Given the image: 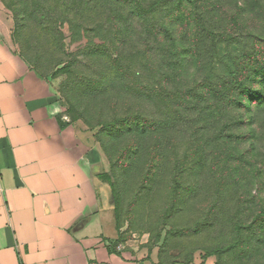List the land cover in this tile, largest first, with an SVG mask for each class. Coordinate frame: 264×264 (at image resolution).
Here are the masks:
<instances>
[{
	"label": "rangeland",
	"instance_id": "obj_1",
	"mask_svg": "<svg viewBox=\"0 0 264 264\" xmlns=\"http://www.w3.org/2000/svg\"><path fill=\"white\" fill-rule=\"evenodd\" d=\"M209 2L221 37L179 57L144 35L153 23L134 0H0V23L60 117L101 149L115 251L264 264V112L242 95L256 90L246 55L264 58V0Z\"/></svg>",
	"mask_w": 264,
	"mask_h": 264
},
{
	"label": "crops",
	"instance_id": "obj_2",
	"mask_svg": "<svg viewBox=\"0 0 264 264\" xmlns=\"http://www.w3.org/2000/svg\"><path fill=\"white\" fill-rule=\"evenodd\" d=\"M105 157L60 117L0 23V264H159L118 253Z\"/></svg>",
	"mask_w": 264,
	"mask_h": 264
},
{
	"label": "trees",
	"instance_id": "obj_3",
	"mask_svg": "<svg viewBox=\"0 0 264 264\" xmlns=\"http://www.w3.org/2000/svg\"><path fill=\"white\" fill-rule=\"evenodd\" d=\"M134 2L139 16L141 15L145 18L147 23H153L152 25L150 24L151 28L144 29V35L146 34V37L151 36L154 41L162 40L164 42H169L168 49L171 50V53L180 49L177 57L181 54L195 55L197 49H202V40H208L209 37L217 39V36L221 37L222 35L216 34V22L215 20L212 21L213 16L210 15L213 13L212 11L215 10V7L210 10L209 6L211 3L209 0H134ZM198 2H201L199 7L197 5ZM206 2L209 3L205 4ZM212 5L216 6L215 4ZM168 8L171 9L170 13L167 11ZM202 8L205 9L202 10ZM216 8H218V6H216ZM219 8H222V16H224L227 12V8L225 6H220ZM163 11L166 12L167 15L163 16V22L160 25L156 21L155 16L161 14ZM173 13L175 15H173ZM232 23H234L233 20L231 24ZM233 28L235 29V27ZM225 35H227L229 40L232 38V34L225 33ZM234 38H238V36ZM255 40L257 39H254L250 45L251 52L257 49V46L254 44ZM151 42L154 43L153 41ZM182 43H184L183 46H181ZM211 47L215 49L214 44H211ZM258 47L264 50V42ZM262 55H264V51H262ZM262 58L259 57L257 53H253L251 56L246 55V63H248L249 70L253 74L252 79L256 87V90L252 88H250V90L243 88L242 91V95L250 97L251 101L249 100L248 105L250 113L253 112L254 109H258L260 113L264 112V58ZM101 177L105 178L106 184L108 185L110 182L109 174H103ZM262 214L264 216V212H262ZM235 246V243H233L225 249L224 252L233 250ZM217 259L219 261L220 257L218 256Z\"/></svg>",
	"mask_w": 264,
	"mask_h": 264
},
{
	"label": "built area",
	"instance_id": "obj_4",
	"mask_svg": "<svg viewBox=\"0 0 264 264\" xmlns=\"http://www.w3.org/2000/svg\"><path fill=\"white\" fill-rule=\"evenodd\" d=\"M92 264H97V263H92Z\"/></svg>",
	"mask_w": 264,
	"mask_h": 264
}]
</instances>
